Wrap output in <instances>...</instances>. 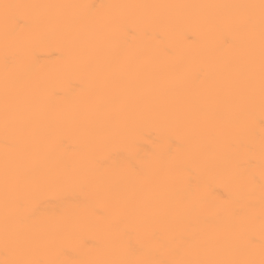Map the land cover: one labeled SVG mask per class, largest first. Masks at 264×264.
Returning a JSON list of instances; mask_svg holds the SVG:
<instances>
[{"label":"bare ground","instance_id":"bare-ground-1","mask_svg":"<svg viewBox=\"0 0 264 264\" xmlns=\"http://www.w3.org/2000/svg\"><path fill=\"white\" fill-rule=\"evenodd\" d=\"M0 264H264V0H0Z\"/></svg>","mask_w":264,"mask_h":264}]
</instances>
